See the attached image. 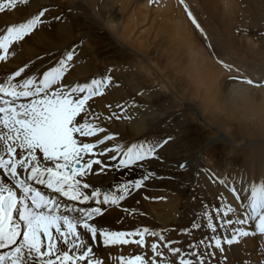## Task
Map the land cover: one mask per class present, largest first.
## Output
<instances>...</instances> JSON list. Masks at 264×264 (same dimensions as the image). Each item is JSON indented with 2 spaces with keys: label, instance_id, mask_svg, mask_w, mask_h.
Returning <instances> with one entry per match:
<instances>
[{
  "label": "rangeland",
  "instance_id": "374dc122",
  "mask_svg": "<svg viewBox=\"0 0 264 264\" xmlns=\"http://www.w3.org/2000/svg\"><path fill=\"white\" fill-rule=\"evenodd\" d=\"M121 1L54 0V3L42 5L39 11L48 6L43 24H48V30L51 32L62 29L63 35L61 37L53 35L52 42L41 45H68L62 50L49 52L48 57L42 60H45L43 63L55 60L58 64L69 53L73 54V60H75L76 49L81 47L80 50L86 58L98 65V74L108 78H111L113 74L127 78L130 73L135 72H138L139 76H149L146 84L139 85L141 89L137 94L145 93L152 97L149 103H151V109L154 110V116L161 114L159 123L155 124L150 137H156V140L159 137L161 142L170 137L171 139H167L166 144H169L167 145L169 150L173 151L172 157L178 161L183 160L181 164L184 167L189 165L188 162L201 161L200 184H198L199 179L196 178L193 184L181 193L180 205H178L180 210L176 214L175 221L172 220L160 226L159 234H163L164 241H159L158 248L161 247L159 252L164 251L159 257L154 254L150 262L154 259L156 264H179L180 258L183 257L193 260L195 264H199L200 259L203 260V264H226L227 255L231 249L238 247L237 249L241 250V245L245 242L243 247L245 252L238 257L235 264H240V261L241 264H259L257 262L259 256H264V244H262L264 235L256 239L250 231L249 235L240 238L238 243L231 246L224 243L222 245L224 251L221 252L214 247V241L211 239L214 234L207 228L205 214L213 216V222L217 226L215 235L222 240L226 237L230 238L234 229L243 228L241 224L236 223L238 218H243L240 204L235 199V205L225 197L226 190L221 189L219 181L223 178L222 186H228L227 190H230L233 184L228 179L229 174L226 175L223 172L240 173V169L243 171L242 165L246 164V167H249L246 159L250 155L254 158L257 149L264 153V116L262 120L259 119L257 115L260 114V110H255L250 120L240 126L236 118L243 117L244 107L241 108L240 103L237 105L232 100L235 96L247 95L248 98L254 99L253 107L257 109V104L264 97V0H235V3L231 5H219L215 0H193L192 2L189 0L181 2L180 0L178 2L187 15L188 25V27L185 25V30L180 36L175 35L174 28L157 27L158 23H165L163 18L165 15H160L155 11L156 0H132L128 6L127 4L124 6L125 8H121ZM111 7L114 11L108 12ZM137 10H142V15L136 16L140 19L137 27L128 36L122 37L121 31H123L125 22L130 21ZM189 13H191V18ZM55 17L60 19L56 20ZM43 24L39 25L36 30L39 31ZM65 38L70 39L65 41ZM139 45L142 47H138ZM195 52L200 53L195 58L196 60L200 59L212 65L208 70L210 74H214L215 71L220 72L218 80L222 83L220 82L221 86L217 87V90L221 88L219 90L221 96L217 95L218 101L222 99V102L225 100L227 104L230 102L231 108L239 114L238 117L235 115L232 119L227 112L230 123L215 124L208 117V112L203 114L205 109L200 106L202 98L191 97V94L186 95V92L183 93L180 90L179 79L185 78L186 75L182 69L175 75V68H172L171 63L184 61L185 64L182 67L184 68L188 64L187 61L193 60ZM77 60L81 59L77 58ZM247 80L253 83L248 84ZM102 86L101 92L107 88V85L103 83ZM183 91L186 89L183 88ZM96 97L98 95H94L88 102L95 100ZM131 97L133 99L130 100L129 105L134 106L140 105L145 98L144 95L138 98ZM133 101L136 103L133 104ZM227 104L225 106H228ZM215 106L212 102L208 111H216L217 113L212 114V117L216 115L217 121H223L224 113L214 109ZM263 109L262 114L264 115ZM218 114L220 116H217ZM234 127L242 130L241 136L232 132ZM207 145L208 148H206ZM238 147L246 148L245 152L240 154ZM184 167L179 168L182 170ZM254 170L256 169L253 168L251 172L247 171L249 180L254 179L251 178ZM240 174L245 175V172ZM262 177L264 181V168ZM180 186L178 183H171L170 187L175 189ZM196 188L201 190L198 201L195 196L191 195L192 192L195 194ZM104 190L103 192H108L106 191L108 189ZM223 205L234 208V212L225 217L233 221V224L227 228L220 227L222 223L220 217L223 213L216 211ZM172 210L175 211L174 207ZM194 224L199 227L194 228ZM253 225L254 222L248 224V226ZM157 238L159 239L158 236ZM251 238H254L253 249L246 247V242ZM168 242L173 243L165 247L164 245ZM170 248H180L181 252L173 255ZM254 251H257V255H254ZM190 253H197V255H189ZM145 260L149 263V257L146 255ZM262 261L264 262L263 258Z\"/></svg>",
  "mask_w": 264,
  "mask_h": 264
},
{
  "label": "snow or ice",
  "instance_id": "6c2138e0",
  "mask_svg": "<svg viewBox=\"0 0 264 264\" xmlns=\"http://www.w3.org/2000/svg\"><path fill=\"white\" fill-rule=\"evenodd\" d=\"M19 2L26 3L27 0ZM17 3L18 0L0 3V12L6 7L15 8ZM47 12L48 8H43L26 22L7 27L6 34L0 36V61L7 59L13 43L23 41L45 23L43 18ZM189 16L191 18V13ZM72 59L73 54H67L59 67L45 71L39 80L36 76L21 78L25 69L20 68L6 81L0 82V250L3 251L0 264H102L92 247L98 239L104 246L136 243L144 247L147 235L158 236L164 241L162 235L150 232L148 228L133 232L110 231L93 223L104 214V206L118 205L131 187L139 189L151 175H145L134 184L121 186L119 194L102 192L93 184V178H99L108 167L100 157L116 153L110 157L116 160L122 152L119 166L129 167L157 158V149L168 140L153 145H132L126 150L117 147L98 151L100 145L115 137L106 135L96 142L83 140L106 131L93 122L95 117L90 118L88 101L94 95H101L102 83H110L111 78L103 82L93 79L90 84L64 86L61 81L67 62ZM16 78L21 79L17 81ZM246 83L253 82L247 80ZM219 182L224 183L223 180ZM244 190L248 192L246 197H242L236 188L230 189L243 210V218H238L236 223L254 222L257 233L264 235V184L252 183L250 189L246 186ZM61 198L71 203H62ZM91 202L99 206H75ZM216 211L223 213L220 227L233 224L231 219H225L234 212L233 207L223 205ZM205 215L207 228L214 234L211 237L214 247L221 252L224 243L231 246L249 235L248 231L239 228L233 230L230 238L222 240L215 235L217 226L213 216ZM85 234L90 236L91 243ZM170 243L173 242L164 246L169 247ZM157 248L158 244L153 242V253L162 255ZM170 251L176 255L181 249L170 248ZM127 264H144V261L137 255L129 258ZM152 264L156 261L153 260ZM179 264L195 262L181 257ZM199 264H203L202 259Z\"/></svg>",
  "mask_w": 264,
  "mask_h": 264
},
{
  "label": "bare ground",
  "instance_id": "6f19581e",
  "mask_svg": "<svg viewBox=\"0 0 264 264\" xmlns=\"http://www.w3.org/2000/svg\"><path fill=\"white\" fill-rule=\"evenodd\" d=\"M131 1L132 0L121 1V8H123L126 4L128 6ZM178 1L180 0H156L155 9V11L160 15H165H163V18L164 22L166 23H158L157 27L174 28L176 36H180L183 33L182 31L185 30V25H187V15L185 14ZM183 1L184 0H181V2ZM189 1L192 2L193 0ZM215 1H218L219 5H231V3H235V0ZM0 3L7 4V0H0ZM50 3H54V0H28V2L26 3H20L18 0L17 6L15 8L6 7L3 12H0V36L6 34L7 27L19 24L21 22H26L27 19L31 18L39 12V9L42 5H48ZM111 10H113L112 7L108 10V12H110ZM140 14L142 15V10H137L135 16L132 17L130 21L125 22L126 24L122 22L125 25L123 27V31H121L122 37L128 36L135 29V27H137V22H139L140 19H138L136 16ZM48 26V24H43V27L39 31H34L31 35L26 36L23 41L15 42L10 46L7 59L5 61H0V82L6 81L8 76L14 74L20 68L25 69V72L22 73L21 78H24L26 76H36L37 80H39L40 78H42V75L45 71H48L54 67H59L60 61L66 60V58H64L60 60L58 64L55 63V60L53 62H50L49 60L50 63H43L45 62V60H42L48 57L49 52L60 49L62 50L63 48L68 47V45H41L42 43L46 44L52 42L51 39L53 35H56L57 37H61L63 35L62 29H56V32H51V30H48ZM65 39V41H67L70 38ZM138 47H142V45H139ZM80 48L76 49V59L74 58L75 60L72 59V61L67 62V68L65 69L61 81V84L64 86L72 87L76 85H83L85 83L90 84L93 79L104 80L108 78L105 75L98 74V65L93 63L92 60L86 58L85 54L81 52ZM198 55H200V53L195 52L193 54V60L187 61L186 63L188 64H186L184 68H182L185 64L184 61H174L172 63L170 61L172 68H175L174 71L176 73L173 71L175 75L181 72L180 69L185 72V78H178L179 86H181L180 90L183 93L186 92V95L191 94V97L194 96V98L198 99L202 98L200 100V102L202 103L200 106L205 109L203 114L205 112H208V117L211 118L215 124L220 125L224 123H230V118L233 119L235 115L236 117H238L239 114L237 111L231 108L232 105H229L230 102L227 104L225 100H223L224 102H222V99L218 101L217 95L219 94L221 96V94L219 93V90H221V88H218L219 90H217V87L221 86L222 83L218 80L220 72L218 71V73H216L215 71L214 74H210L208 70L212 67V65L205 63L200 59L196 60L195 58ZM77 58L81 60H77ZM83 59L87 61H84ZM165 69H167L166 66ZM177 70L180 71L177 72ZM148 77L139 76L138 72H135L133 74L130 73L127 77L128 79L126 78V76L113 74V76H111L110 83L106 84L107 88L102 91L101 96L98 95L95 100L92 99L93 101L88 102V105L90 106V118L95 117L96 119L93 122L98 126L104 128L106 131L99 133L98 136L84 137L82 139L86 142H96L98 139H102L106 135H113L115 137L112 140L106 141L105 144L100 145L97 151L100 149L117 147H121L126 150L132 145H153L161 142V140H159V137L157 138L158 140L155 139L156 137H150L152 135L151 133L155 129V124L159 123L161 114L159 113V115L154 116V110L151 109V103H149L152 100V97H149V95L145 93L142 95L137 94L138 90L141 89L139 88V85L146 84V82L148 81ZM222 77L224 78V76ZM21 78L16 79L17 81H19ZM214 80H216V82ZM175 86H177V84H175ZM101 87L103 86L101 85ZM183 88H185L186 91H183ZM143 95L145 96V98L140 103V105H129L130 100L133 99L131 96L138 98L142 97ZM262 96L263 95H261V97ZM232 100H234L237 105L238 103H240L241 105H239L241 106V108L242 106L244 107L243 117H241L240 119L236 118V120L238 119L237 122H239L240 126L246 124L250 120V116L252 117L255 110H260V114H258L257 117L262 120L264 116L262 114V109L264 108V97H262V100H260V102L257 104V109L253 107L255 102L254 99H252V97L248 98L247 95L235 96L232 98ZM212 102L216 105L214 109L220 110L222 113H224L225 118L223 119V121H217L216 115L215 117H212V114L217 113L216 111H208V108L210 107ZM134 103L136 102L133 101V104ZM225 104H227L228 106H225ZM86 110H88V106H86ZM227 112H229L230 118L228 117ZM217 116H220V114H218ZM232 132L235 135L239 136H241L242 134V130L240 128L234 127L232 129ZM164 139L166 138L164 137ZM167 145L169 144H165L162 148L157 149V158L137 162L130 165L129 167L119 166V159L123 158L122 152L117 155L116 160L110 159V157L112 155H116V153H109L107 156L100 157V159H102L103 162L108 165V167L103 173L100 174L99 178H93V184L96 187H99L102 192L105 191L104 189H108L106 191L119 194V189L121 186L125 184H134L135 181L142 180L145 175H149V173H151V175L149 176V179L143 181V184L139 189L131 187L128 194L123 200L119 201L118 205L104 206V214L100 217H97L93 221V223H95L98 227H102L110 231L133 232L136 230L142 231L144 228H148L150 232L159 233L161 232L160 226H163L162 224H167L172 220L175 221L176 214L180 210V207L178 205H180L179 202L181 193L185 190V188H189L196 178L199 179L198 184H200V172H202L200 170L201 161L195 160L188 162L189 165L180 170L179 167L183 160L178 161V159H174L172 157L173 151H170ZM206 148H208V145L206 146ZM238 148L237 150L240 154H243V152H245L246 150V148ZM263 157L264 153L263 151H260V149H257V153L254 155V158L251 155L248 158L246 157V162H249L250 169L249 167H246L245 164L244 166H241L243 171L241 169L239 170L240 173L245 172V175L240 173L234 174L231 171V173H228L226 171L223 172V174H229L228 179H230L231 184H233L232 188H236L238 191H240L242 197H246L248 195V192L244 190L246 186L250 189L252 183L264 184L262 177L264 168ZM94 167L98 168V166ZM253 168L256 169L254 170V175L251 176V178L254 179L249 180L247 171L251 172ZM221 180H223V178ZM171 183H178V185L180 184L181 186L178 188L175 187V189H173V187H170ZM220 185L222 190H226L225 197L230 199V201H232L236 205L235 197L232 195L230 190H227L228 186L223 187L221 183ZM194 191L195 194L192 192L191 195L195 196L196 201H198V195L200 196L201 190L197 189ZM205 191L208 190L205 189ZM204 198L206 197L204 196ZM246 204L247 200H245V205ZM97 206L99 205L91 202L89 205H84L83 207ZM172 207H174L175 211L172 210ZM240 209L242 210L241 207ZM248 224L249 223L243 224L241 226L245 231H251V234L257 239V237H259L261 234L257 233L255 229V223L253 226H248ZM85 238L89 243H91L90 236L85 234ZM129 239H138V237H129ZM253 240L254 238L248 240L246 242V247L249 246V249H251L252 246H254ZM159 241L160 240L157 238V236L147 235L145 237L144 247H141L136 243L104 246L102 241H99L98 239V242L92 244V247L95 257L98 258L102 262V264H122V258L124 264H127L129 258L135 257L137 255H140L143 261L145 260L146 255L147 257H149V263H147V260H145L144 264H152L150 260L154 256V253L151 249V244L155 242L159 245ZM262 244H264V239L262 240ZM244 245L245 242H243V244L241 245V250L237 249L238 247L236 249L235 247L231 249V251L228 253L229 255H227L226 264L236 263V260L239 259L238 257H241L242 253L245 252L243 248ZM160 250L161 247L157 248L158 252ZM254 255H257V251H254ZM262 258L264 259V256H259V259L257 260L259 264H264Z\"/></svg>",
  "mask_w": 264,
  "mask_h": 264
}]
</instances>
